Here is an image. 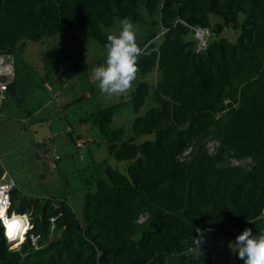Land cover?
Segmentation results:
<instances>
[{"label": "trees", "instance_id": "16d2710c", "mask_svg": "<svg viewBox=\"0 0 264 264\" xmlns=\"http://www.w3.org/2000/svg\"><path fill=\"white\" fill-rule=\"evenodd\" d=\"M142 8L158 18L136 39L147 49L138 72L155 69L156 81H139L130 101L134 112L151 94L157 104L133 119L128 138L110 127L121 103L81 118L97 124L126 173L105 164V177L86 180L94 190L84 193L82 218L66 198L17 200L14 188L9 211L25 214L30 226L13 249L0 223V264H213L209 254L187 251L196 229L201 247L237 229L264 231V0H0V54L16 64L25 42L64 30L85 29L104 46L114 34L104 29L125 17L144 22ZM211 15L221 21L212 24ZM225 26L240 29L234 42L209 41ZM195 27L211 29L200 51ZM69 55L73 72L88 68L81 51ZM15 82L16 69L7 94ZM246 159L249 166L240 163Z\"/></svg>", "mask_w": 264, "mask_h": 264}, {"label": "rangeland", "instance_id": "374dc122", "mask_svg": "<svg viewBox=\"0 0 264 264\" xmlns=\"http://www.w3.org/2000/svg\"><path fill=\"white\" fill-rule=\"evenodd\" d=\"M141 11L145 21L132 22L138 40H142L150 31V20L158 18L157 13L150 17L143 8ZM210 19L212 24L221 21L220 17L214 15ZM242 19L243 15H239L240 22ZM104 30L117 34L119 21ZM155 30L157 36L154 42L157 46L164 30L160 26ZM239 33V28L225 26L218 35L211 32L209 41L224 37L234 42ZM22 46L15 54L14 89L7 94L0 108V172L6 171L13 179L17 200L22 195L41 200L66 198L76 216L82 218L84 193L87 189L94 190V185L85 184L86 180L105 177V164L126 173L127 162L113 158L97 124L91 119L81 118L121 103L114 111L110 127H122L124 138H128L132 133L133 119L157 104L155 95L151 94L140 110L134 112L131 93L142 80L153 86L156 71L154 69L145 75L137 72L128 92L108 98L100 92L92 78V69L105 62L106 50L85 29L77 32L64 30L39 41H27ZM143 49L147 50L146 46ZM78 51L82 52L88 68L75 73L70 69L73 61L69 53ZM77 134L82 138L81 152H78L74 142ZM149 137L152 135L142 136L136 142ZM46 139L49 142L42 143ZM214 146V141L208 143L210 151ZM240 163L249 166L252 162L246 159ZM144 218L141 215L140 221ZM243 230H235L228 238L209 240L205 247H201V252L196 249L195 253L209 254L213 264H235L234 248H229V242H235V237ZM18 242L8 243L9 248H19V244L16 245ZM200 264L208 263L203 261Z\"/></svg>", "mask_w": 264, "mask_h": 264}, {"label": "clouds", "instance_id": "9594fccd", "mask_svg": "<svg viewBox=\"0 0 264 264\" xmlns=\"http://www.w3.org/2000/svg\"><path fill=\"white\" fill-rule=\"evenodd\" d=\"M106 50L105 62L92 69V78L97 82L102 94L111 98L128 92L138 72V58L141 48L136 41V32L132 22L127 18L119 21L117 34H108L104 45ZM24 240L29 228L23 227ZM196 238L191 237L195 246L188 248V253L199 249L203 242V234L196 229ZM229 248L233 250L243 264H264V231L253 234L251 229L245 228L235 237V242H229Z\"/></svg>", "mask_w": 264, "mask_h": 264}, {"label": "built area", "instance_id": "2783aa9c", "mask_svg": "<svg viewBox=\"0 0 264 264\" xmlns=\"http://www.w3.org/2000/svg\"><path fill=\"white\" fill-rule=\"evenodd\" d=\"M208 35H209L208 28H202V27L194 28V36L197 40V45H196L197 51H200L206 47ZM14 63L15 61L12 54L10 53L0 54V108L7 99L6 90L8 84L11 83L15 77ZM81 139L82 138H77L75 140V145L78 148V152H81L80 147L83 145ZM48 142L49 140L46 139L43 140L42 143L47 144ZM51 147L52 145L47 147V149H50ZM14 188H15V183L13 179L8 176V173L6 171L0 172V223L7 243L16 242V241L12 240L13 236H10L6 231V227H4L5 223L2 218V211L4 212L6 217H9V219L12 218L13 216H17L23 222L24 227L30 226L29 220L25 214H16L14 212L9 211L11 206V192ZM24 230L25 229L23 228L22 235Z\"/></svg>", "mask_w": 264, "mask_h": 264}, {"label": "bare ground", "instance_id": "6f19581e", "mask_svg": "<svg viewBox=\"0 0 264 264\" xmlns=\"http://www.w3.org/2000/svg\"><path fill=\"white\" fill-rule=\"evenodd\" d=\"M2 218H3V221L5 223V226L6 227V231L7 233L10 235V236H13L12 240L14 241H17L20 239H22V229H23V222L21 221V219L17 216H13L12 218L9 219V217H6V215L4 214V212L2 211ZM13 222H15V227L14 228H10L9 225H11ZM19 240V242H20ZM16 243V245L19 244Z\"/></svg>", "mask_w": 264, "mask_h": 264}, {"label": "snow or ice", "instance_id": "6c2138e0", "mask_svg": "<svg viewBox=\"0 0 264 264\" xmlns=\"http://www.w3.org/2000/svg\"><path fill=\"white\" fill-rule=\"evenodd\" d=\"M16 225H15V222H13L11 225H9L10 228H14Z\"/></svg>", "mask_w": 264, "mask_h": 264}]
</instances>
